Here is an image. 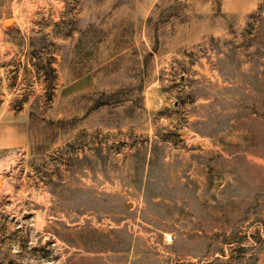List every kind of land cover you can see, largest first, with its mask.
Segmentation results:
<instances>
[{
  "label": "rangeland",
  "instance_id": "374dc122",
  "mask_svg": "<svg viewBox=\"0 0 264 264\" xmlns=\"http://www.w3.org/2000/svg\"><path fill=\"white\" fill-rule=\"evenodd\" d=\"M0 264H264V0H0Z\"/></svg>",
  "mask_w": 264,
  "mask_h": 264
},
{
  "label": "trees",
  "instance_id": "16d2710c",
  "mask_svg": "<svg viewBox=\"0 0 264 264\" xmlns=\"http://www.w3.org/2000/svg\"><path fill=\"white\" fill-rule=\"evenodd\" d=\"M35 66L38 67V69H40V68H39L40 65L38 66V64H37V65H35ZM42 68H43V66H42ZM43 69H44V68H43ZM50 69H51V68H50ZM50 71H51L52 73L54 72L53 69H51ZM77 76H80V75L78 74ZM259 239H261V238H259ZM257 253H258V252H257ZM257 253L255 254V256L258 255ZM256 257H257V256H256Z\"/></svg>",
  "mask_w": 264,
  "mask_h": 264
},
{
  "label": "water",
  "instance_id": "95a60500",
  "mask_svg": "<svg viewBox=\"0 0 264 264\" xmlns=\"http://www.w3.org/2000/svg\"><path fill=\"white\" fill-rule=\"evenodd\" d=\"M9 21H6L5 23H4V25L6 26V27H9L10 26V24H11V21H10V24H7Z\"/></svg>",
  "mask_w": 264,
  "mask_h": 264
},
{
  "label": "bare ground",
  "instance_id": "6f19581e",
  "mask_svg": "<svg viewBox=\"0 0 264 264\" xmlns=\"http://www.w3.org/2000/svg\"><path fill=\"white\" fill-rule=\"evenodd\" d=\"M7 24H10V21Z\"/></svg>",
  "mask_w": 264,
  "mask_h": 264
}]
</instances>
